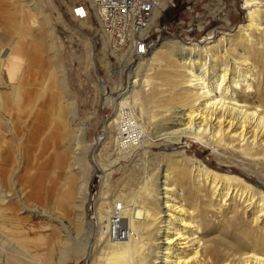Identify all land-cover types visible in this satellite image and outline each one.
I'll return each mask as SVG.
<instances>
[{"label":"bare ground","instance_id":"obj_1","mask_svg":"<svg viewBox=\"0 0 264 264\" xmlns=\"http://www.w3.org/2000/svg\"><path fill=\"white\" fill-rule=\"evenodd\" d=\"M170 1H165L163 7ZM19 2L36 17L42 16L44 10L39 0ZM241 4L246 21L239 26L237 35L232 23H226L217 43L214 35L206 44L166 42L141 58L140 79L117 89L121 99L115 106L118 116L106 125L119 134L116 151L125 157L144 159L147 163L154 159L158 163L155 170L151 168L146 173L137 191L120 197L126 204L113 207L106 220L98 206L97 220L87 216L91 180L86 176V165L79 152L84 150L89 126L81 121L73 122L75 127L72 125V119L76 118L70 117L64 101L66 80L59 78L57 71H47L33 99L38 103L49 96L53 103H58L56 115L71 140L74 154L70 167H75L77 173L66 175L62 183L64 203L76 208V244L72 248L63 247V254L74 251L82 264H264V187L259 183L263 190H258V186L251 185L256 182L241 172L233 171L237 175L232 176L215 173L199 158L190 156L188 149L180 147L193 141L211 147L221 164L236 166L264 183V0H242ZM222 5L224 8L223 2ZM76 15L83 18L87 14L79 8ZM30 24L29 28L36 29V23ZM101 25L105 39L112 41L110 25ZM24 28V21L14 23L8 44L2 37L5 34L1 36L7 45L3 46L0 58V115L9 113L5 123L12 135L18 128L11 107L21 108L25 103L27 87L23 82L30 68L29 57L19 51L27 41ZM124 72L120 68L118 76L122 78ZM158 79L163 81L157 82ZM100 84L104 93L106 83L102 80ZM30 106L37 107L31 103ZM72 106L74 109V101ZM26 122L24 126H28ZM134 126L137 142L133 145L120 142L122 133H130L132 130L128 128ZM101 140H97L98 144ZM20 149L12 159L10 149L6 150L5 142L0 141V154H9L8 159L17 164L18 173L24 169ZM92 165L107 186L109 169L96 158L92 159ZM40 184L41 181L33 187L32 196L42 194ZM15 186L13 193L0 176V238L5 243L11 242L4 238L6 231L22 236L24 228L34 226L12 217L8 219L10 215L6 218L12 201L20 205L21 212L42 214L44 219L50 215L41 206H31L36 203L22 184ZM250 213L252 219L247 227L239 228L236 224L240 216L247 218ZM60 220V227L65 228L62 213ZM86 224L89 229L84 233ZM220 224L230 234L234 230L237 237L220 230ZM258 229L262 233L259 236Z\"/></svg>","mask_w":264,"mask_h":264},{"label":"rangeland","instance_id":"obj_2","mask_svg":"<svg viewBox=\"0 0 264 264\" xmlns=\"http://www.w3.org/2000/svg\"><path fill=\"white\" fill-rule=\"evenodd\" d=\"M222 2L224 8H222ZM241 2L242 0L170 1L166 4L167 8L159 20L157 31L155 30L151 35L153 42L150 43L149 49L138 54L139 43L129 42L127 46H124L126 48L121 50V53L118 52V49H116L117 52L114 51V41L105 39L104 29L101 23L99 25L88 0H39V6L44 12L42 16L37 15L38 18L29 7V9L24 8L19 0H0V58L1 51L12 39L11 35L8 37L10 29H13L14 23L24 21V39L27 41L22 43L19 51L20 54H26L30 60L29 75L23 82L27 87L25 103L21 108L11 107V114H13L18 128L17 134L12 135L8 132L10 127L5 123V120H8L9 113L4 116L0 115V141L5 142L6 150L10 149L12 159L18 153L19 147L21 148L24 169L23 172L18 173L16 171L17 164L8 159L9 154L5 155L4 152H1L0 176L6 187L13 193L16 188L15 183L22 184L24 189H27L26 192L30 199L36 203L31 206L34 208L41 206L50 214L48 219H44L42 214L35 216L21 212L20 205L16 201H12L10 211L8 210L10 214H7L6 218L10 215L8 219L12 217L34 226L32 229L24 228L22 236L6 231L4 238H9L11 242L5 243V240L0 238V264H82L74 251L66 255L63 254V247L72 248L76 244V208L73 209L64 203L62 188L66 175H77L75 167H70L71 155H74L72 145L70 146L71 140L64 133L63 125L56 115L58 103H53L49 96L38 103L33 99L36 98V93L41 86L42 79L47 76V71H57L59 78L66 80H63L66 82V90L68 89L67 98L64 96V101L68 105L67 111L70 117L76 118L72 119V125L75 127L73 122L76 121L77 124L78 121H81L89 126L86 130L84 150L79 152L82 154L83 164L86 165V176L88 180H91L88 190L90 202L87 216L97 220L98 206L103 213V215L101 213L102 218L106 220L113 207L126 204V200L122 201L120 197L123 194L137 191L143 177L146 173H150L151 168L155 170L158 163L154 159H150V162L147 163L143 162L144 159L125 157L124 154L119 155L116 151L115 142L119 134L113 128H106V125H110L113 119L118 116L115 106L121 99H118L120 92L117 89L130 85L132 80L140 79L142 76L140 64L143 62L141 58L149 55L153 48L162 46L166 42L183 41L206 44L211 41L210 38L214 35L213 38L217 43L223 35V24L226 23H232L233 33L237 35L240 30L239 26L246 21V13ZM79 8L86 11V17L81 18L76 15V10ZM33 22L37 25L34 30L29 28L32 25L30 23ZM1 36L4 37L7 44ZM94 49L95 61L92 57ZM134 55L137 56L132 59ZM124 59V63L121 62ZM94 62L97 64L102 80L106 83L104 93L95 74ZM120 68L125 70L122 78L118 76ZM162 81L163 79L160 81L158 79L157 82ZM73 101L75 110L72 106ZM30 103L37 107H28ZM53 104H55L54 107ZM25 120L28 126H24ZM100 137H103V141L101 140V144H98L97 140ZM180 147L182 150L183 148L188 149L190 156L199 158L204 165H208L211 171L230 176L237 175L233 171L241 172L249 180L256 182L251 185L258 186L260 191L263 190L259 187V183L263 187L264 183H261L257 176L247 175L245 171L236 166L221 164L211 147L195 141L184 143ZM67 148H70L69 151ZM152 150L155 152V147ZM95 158L104 168L109 169L107 173H110V179L108 178L107 186L104 185V179L95 174L94 165H92V159ZM149 164L152 167H145ZM30 171L32 172L30 173ZM16 172L18 174L15 175ZM20 176L24 177L21 179ZM76 178L81 180L78 176H75ZM40 181L42 184L41 197H34L32 189L37 183L39 185ZM75 189L76 187L74 194ZM102 204L104 205L102 206ZM61 213L65 220V228H61L59 225ZM242 215L240 216L241 225L239 221L236 225L239 228L242 226H244L242 228H246L248 221L252 219V214L248 215V219ZM43 225H49L50 228L44 229ZM220 226H218L220 230L229 233L227 227L225 228L222 224ZM85 227L84 233L89 229L87 224ZM256 231L258 236L262 234L260 229ZM230 232L231 236L237 237L234 230H230ZM102 238L105 239V236L103 235ZM24 250L26 254L23 253Z\"/></svg>","mask_w":264,"mask_h":264},{"label":"built area","instance_id":"obj_3","mask_svg":"<svg viewBox=\"0 0 264 264\" xmlns=\"http://www.w3.org/2000/svg\"><path fill=\"white\" fill-rule=\"evenodd\" d=\"M165 1L167 0H88L99 25H110L115 49L121 53L127 42L139 43L138 54L146 52L153 42L151 35L157 31L159 20L167 8L163 7ZM136 56H132V59ZM125 112L128 113L129 109ZM128 130L132 131L122 133L120 142L133 145L138 139L137 134L133 132L137 130L136 126L129 127Z\"/></svg>","mask_w":264,"mask_h":264},{"label":"water","instance_id":"obj_4","mask_svg":"<svg viewBox=\"0 0 264 264\" xmlns=\"http://www.w3.org/2000/svg\"><path fill=\"white\" fill-rule=\"evenodd\" d=\"M93 60L95 61V49H94V53H93ZM93 67H94L95 74L97 76L98 81H100V83H102V77L100 75V72L98 70L97 64L95 62H94V66Z\"/></svg>","mask_w":264,"mask_h":264}]
</instances>
